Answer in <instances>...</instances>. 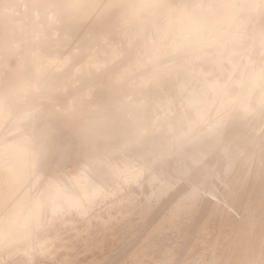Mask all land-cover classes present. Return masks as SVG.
<instances>
[{"label":"bare ground","instance_id":"6f19581e","mask_svg":"<svg viewBox=\"0 0 264 264\" xmlns=\"http://www.w3.org/2000/svg\"><path fill=\"white\" fill-rule=\"evenodd\" d=\"M0 264H264V0H0Z\"/></svg>","mask_w":264,"mask_h":264}]
</instances>
